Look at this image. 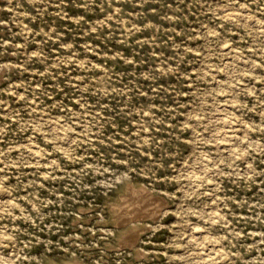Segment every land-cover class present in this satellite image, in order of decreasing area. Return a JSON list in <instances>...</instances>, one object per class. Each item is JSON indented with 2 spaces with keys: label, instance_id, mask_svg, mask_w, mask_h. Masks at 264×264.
Here are the masks:
<instances>
[{
  "label": "rangeland",
  "instance_id": "rangeland-1",
  "mask_svg": "<svg viewBox=\"0 0 264 264\" xmlns=\"http://www.w3.org/2000/svg\"><path fill=\"white\" fill-rule=\"evenodd\" d=\"M0 264H264V0H0Z\"/></svg>",
  "mask_w": 264,
  "mask_h": 264
},
{
  "label": "bare ground",
  "instance_id": "bare-ground-1",
  "mask_svg": "<svg viewBox=\"0 0 264 264\" xmlns=\"http://www.w3.org/2000/svg\"><path fill=\"white\" fill-rule=\"evenodd\" d=\"M132 190L134 191V187H132ZM133 191H132V192H133ZM133 204H134V203H133ZM132 206H134V205H132ZM133 208H134V207H133ZM128 213H129V212H128ZM204 260H205V259H204ZM202 262H203V261H202ZM205 262H207V261H205ZM205 262H204V263H205Z\"/></svg>",
  "mask_w": 264,
  "mask_h": 264
}]
</instances>
